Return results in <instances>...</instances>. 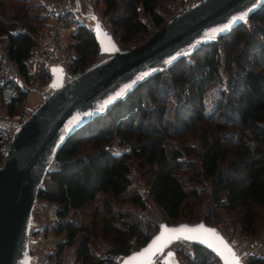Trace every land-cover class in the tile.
<instances>
[{"label":"trees","instance_id":"trees-1","mask_svg":"<svg viewBox=\"0 0 264 264\" xmlns=\"http://www.w3.org/2000/svg\"><path fill=\"white\" fill-rule=\"evenodd\" d=\"M18 1V7L13 6L9 14L3 9L5 0H0V36H7L10 55L19 61L22 67L21 59L38 42V33L43 31L42 26L46 25L47 19L41 11L40 2L31 5L38 9L33 11L29 9L30 3H26V0ZM100 1L104 4V10L110 13L113 31L119 36L122 44L131 42L139 34L145 38L149 31L147 22L156 25L161 22V15L155 7L165 2V0ZM140 13L148 15L149 20L142 19ZM247 20L251 21L252 28L242 37L244 47L235 50L238 36L233 41L227 40L226 37L233 30L239 28L241 30L246 22L218 36L214 41L201 45L191 54L178 59L172 66L138 84L109 109L72 133L59 148L56 157L62 161V165L46 175L45 183L40 187L37 197L58 203L60 219L53 225V229L57 233L64 232L69 241L76 239L77 258L90 264L116 262L109 256L94 260L86 225H79L66 217L71 209L83 208L98 193L106 195L102 202L108 216L102 218L103 229L115 231L124 237L116 242L114 247L117 257L130 250L129 244H125V239L134 233L135 223L122 220L121 226L112 224L113 210L109 203L111 199L123 194L131 184L130 157L133 156L140 157L136 166L147 164L150 167L151 177L148 181L147 195L155 199L168 220L177 221L180 217H185L183 218L185 220L194 218L197 189L193 185H188L186 180L203 178L209 179L216 186L211 191L213 198L219 201L223 197L224 200L219 202L225 208L239 207L245 213V227L252 228L255 212L251 204L264 205V65L257 63L255 65L260 67H243L241 62L247 60L253 62L252 59H247L249 54H264V3ZM73 21L74 18L70 14L64 19L66 24ZM72 36L75 37L76 68L82 70L102 57L88 26L77 25ZM188 58L195 61L188 62ZM234 66L242 69L243 88L237 92L234 99L232 97L227 99L223 106L229 110L228 114L234 112L235 118L227 121L221 112L217 113L219 103L212 112H203V97L208 86L219 77L222 70ZM164 71L175 75L178 93L185 92V101L196 106L194 115L187 122L188 125L194 124L196 120H203L205 123L199 133L201 143L199 150L194 151L190 144H179L180 140L177 138L165 137L167 132L162 131L160 127L149 124L143 128L140 120L134 124L135 110L141 111V120L148 114L142 105L144 98L142 88H147L153 102L160 99V91L157 92L155 82ZM235 85L234 81L229 84L231 93L235 91ZM22 97L23 93L19 92L18 102ZM14 110L16 106L10 105L9 111ZM166 113L167 110L162 105L158 110L159 120ZM113 118L115 119L113 129L103 126L108 122L106 119L113 122ZM121 127L128 133L135 132V135L125 136L124 141L131 144L130 149L117 153L111 149L110 142ZM165 127L167 128L166 124ZM83 134L87 138L90 137L95 145L93 151L88 154L81 152ZM132 137L135 138L132 140ZM183 152L198 157L196 170L187 178L180 170H184L186 164L193 166L195 163L186 160L182 156ZM130 200L134 209L142 201V197L136 192ZM202 219L210 223L205 218ZM148 224L151 234L157 229L158 222L150 220ZM148 237L139 240L138 245ZM191 245L194 250L191 260L197 264H220L219 259L204 246L196 243ZM61 247L59 243V251ZM173 249L175 253L180 252L178 247ZM242 260L245 264H264V256L250 252L243 256Z\"/></svg>","mask_w":264,"mask_h":264},{"label":"water","instance_id":"water-1","mask_svg":"<svg viewBox=\"0 0 264 264\" xmlns=\"http://www.w3.org/2000/svg\"><path fill=\"white\" fill-rule=\"evenodd\" d=\"M263 3L264 0H197L132 47H121L113 35L106 33L97 17L91 15L93 22L90 30L103 56L68 79L64 77L61 64L49 66V92L32 109L29 117L17 126L4 163L0 167V264H31L35 259L30 251L28 234L37 193L44 177L48 175L47 161L56 156L72 133L109 109L150 76L172 66L178 59L191 54L201 45L214 41L218 36L245 23ZM243 12L248 13L245 20L237 21L229 29L218 33L214 39L205 38L211 29L221 27L233 16H239ZM97 23L103 33L111 38L117 50H103L102 41H105V37L97 31ZM53 69H62V72H54ZM145 72L148 75L137 80ZM58 76L61 77L60 86L52 87ZM125 85L130 87L123 96L105 104V101L116 96ZM102 105L104 107L101 110ZM77 116L80 117L79 121L68 127L69 122ZM201 223L207 228L215 229L213 224L204 219L169 222L163 220L143 243L122 254L114 264H124L126 258L145 248L160 234L161 225L173 228ZM217 232L229 242L220 231ZM186 241L204 246L219 259L220 264H224L222 257L206 243ZM229 244L233 247L230 242ZM167 248L159 254L160 259L162 255L166 258L168 252L174 253L173 248V251ZM233 250L240 257L234 247ZM240 264H245L242 259Z\"/></svg>","mask_w":264,"mask_h":264},{"label":"rangeland","instance_id":"rangeland-1","mask_svg":"<svg viewBox=\"0 0 264 264\" xmlns=\"http://www.w3.org/2000/svg\"><path fill=\"white\" fill-rule=\"evenodd\" d=\"M174 0H165L161 6H159L160 10L164 13L169 11L173 5ZM40 0H26V3H30L29 9L36 11L37 8H33L31 5H37ZM19 3L18 0H5L3 9L5 13H11L13 10V6H17ZM18 7V6H17ZM143 19L149 20L148 15L143 13L139 14ZM63 24H66L65 22ZM72 29L71 31H75L77 26H74L71 23ZM264 26V25H263ZM251 21L246 20L245 26L237 30H233L226 37L227 40H235L238 36V41L235 43V50H238L244 46H242V37L246 34L247 31L251 30ZM48 29H50V25L47 22L46 25L42 26V32L38 33L37 40L41 38L44 34L47 33ZM152 31V28H150ZM139 34L138 37L134 38L131 42L124 43H135L138 44L142 42L145 38ZM146 37V36H145ZM264 37V35H263ZM259 39V36H257ZM122 45V43H121ZM233 50V51H235ZM102 55V54H101ZM103 56V55H102ZM100 57V56H99ZM247 59H252L253 62L242 61L243 67H260L255 64L260 63L264 65V54L256 53L249 54ZM188 62H194L193 58H188ZM235 72V73H234ZM242 69L240 67L234 66L231 69L222 70L219 77L214 80V82L208 86L205 91L204 99H203V112L209 113L212 112L215 107L218 105L216 112H221L227 121H231L235 118V113L230 112L226 106H223V103L230 97L233 99L237 96V92L243 88L242 85ZM240 73V74H239ZM235 74V77L233 75ZM175 75L168 71L162 72L160 77L155 82V87L157 92L160 91V99L157 101H152L151 96L147 93V88H142V92L144 94V98L142 100V105L146 108V112L148 114L144 116V119L141 120L142 115L141 111L135 110L134 115V124L138 122V120L142 121V126H151L160 127L162 131H166L167 134L165 137L170 139L177 138L180 140L179 144H187L192 145L194 151L201 149L200 137L199 133L204 128V121L196 120L194 124L188 125L187 122L192 118L195 113V107L191 102H186L185 100V92L178 93V83L174 79ZM234 81L235 91L231 93V89L229 84ZM154 84V83H152ZM166 85L167 88L164 86ZM174 86V87H173ZM160 89V90H159ZM41 101V97L38 93L29 91L28 96L24 98V102H26L32 109ZM233 101V100H232ZM23 102H18L16 108L20 107ZM163 105L166 108L167 113L164 114L159 120L158 110ZM124 119V118H123ZM122 119V120H123ZM224 119V118H223ZM113 122L108 119L105 121L106 124H103L104 127L108 129H113ZM167 125V128L165 127ZM234 127V124H233ZM181 129V131H180ZM178 132V133H176ZM176 133V134H175ZM121 134V135H119ZM178 134V135H177ZM127 135H135L134 133H128L124 127H121L118 133H115L112 141L110 142V147L114 152H121L124 149H130V143L124 141L125 136ZM176 135V136H175ZM83 141L81 146V152L88 154L93 151L95 145L92 143L90 137H86L83 134ZM132 137L131 139L133 140ZM186 160L193 161L195 163L193 166L185 165L184 170L182 171L185 178H187L193 171L196 170V162L198 161V157L192 153H184L182 154ZM140 159V157L133 156L130 157V175L132 177V182L129 185L128 189L118 197H115L110 200V207L112 211V224H116L118 226L122 225V220L135 222V217L133 213V203L130 200L136 192L140 195H147L148 189V181L151 177V169L147 164H143L142 166H136V163ZM46 177V176H45ZM44 177V179H45ZM43 179L42 185L45 183ZM196 179V180H195ZM188 185H193L196 187V195H195V214L193 219H202L205 218L208 222L213 225H217L223 232V235L227 238L229 242H233L237 247L241 250L246 249V246L250 242H260V247H262V253H264V205L259 203H252L251 208L254 209V222L252 228L245 227V213L239 207H235L232 209L225 208L220 204L219 201H223L224 198L221 197L219 201H216L211 191L213 188H216L213 185V182L209 179H200L194 178V180H186ZM104 193H98L97 196L93 200L87 203L83 208L77 210H70L67 214V218H71L77 224L86 225L89 232V245L90 250L93 254L94 260L101 259V254L106 253V256L111 257L112 260L116 261L119 259L117 257V252L114 251V247L116 246V242L120 241V239H124L122 235L116 233L115 231H107L102 227V218L108 214L104 210V203L102 202L105 198ZM44 201L42 198L37 197L35 205L33 207V219H41V215L44 208ZM149 221L153 222H161L163 220L170 221L166 218L162 210L149 207L147 211ZM185 217H180L179 219H183ZM192 219V220H193ZM136 225V224H135ZM134 225V226H135ZM48 229V232L52 234V241L55 246L52 248L53 253H59V243H61L62 247L60 252L62 257H64L67 264H90L85 260H81L76 257V248L77 241L76 239H72L71 241L66 239V234L64 232L57 233L53 229V225H51ZM136 227V226H135ZM150 227V225H149ZM140 229L135 228L134 233H140ZM244 241H247L244 243ZM129 244L130 250L138 246L139 240L131 239V236L125 239V244ZM173 248L180 249V255L184 257L186 254L187 258L191 259L194 256V250L190 242L186 240H177L170 245V248L167 250L173 251ZM43 253V252H42ZM248 252L246 250L243 251L241 256H245ZM253 253V252H252ZM178 254V252H177ZM45 255V254H44ZM105 256V257H106ZM104 257V258H105ZM166 258L162 255V264H164ZM174 260L175 264H179V259L174 251ZM188 261V259H187ZM193 264H197L196 261L192 260ZM157 264V263H156Z\"/></svg>","mask_w":264,"mask_h":264},{"label":"built area","instance_id":"built-area-1","mask_svg":"<svg viewBox=\"0 0 264 264\" xmlns=\"http://www.w3.org/2000/svg\"><path fill=\"white\" fill-rule=\"evenodd\" d=\"M197 0H174L173 5L166 13L162 12L159 6L155 10L161 15V22L154 24L147 22L148 33L157 29L161 24L169 21L177 13L190 7ZM41 11L50 25L47 33L41 36L38 42L33 45L28 54L21 59L23 66L15 60L9 52L7 36H0V167L5 160V154L9 149L11 137L16 133V128L24 122L30 115L32 108L24 102L29 91L40 95L41 100L49 92L48 81L51 77L49 66L51 64H61L66 79L81 71L74 66L76 50L74 46L75 37L72 36L71 24H63L64 19L70 14L74 18V26L83 25L91 28L92 17L95 15L105 29L106 33L113 35L121 47H132L135 43L122 44L120 38L113 31L110 13L104 10V4L100 0H40ZM19 92L23 93V102L20 107L14 111H9L10 105L17 106V96ZM19 101V102H20ZM62 161L56 156L47 161L48 173L60 168ZM142 201L134 209L135 228L140 230L131 235V239L142 240L149 236L151 229L149 227V217L147 211L149 207L161 209L159 204L150 195H141ZM58 203L55 201H44V208L41 219L32 221L31 230L28 234L29 247L35 259L31 264H67L61 252L53 253L55 244L52 241V234L48 229L52 227L59 219ZM162 210V209H161ZM163 212V211H162ZM217 231L222 230L214 225ZM247 241H244L246 243ZM240 255L244 250L250 253L264 256L260 242H250L246 249H240L233 242H230ZM137 247V246H136ZM43 252V253H42ZM45 254V255H44ZM179 264H193L192 260L187 258L186 254L180 258L178 251L176 253ZM106 253L101 254L104 258ZM161 255L155 257L157 264H162ZM188 259V261H187Z\"/></svg>","mask_w":264,"mask_h":264},{"label":"snow or ice","instance_id":"snow-or-ice-1","mask_svg":"<svg viewBox=\"0 0 264 264\" xmlns=\"http://www.w3.org/2000/svg\"><path fill=\"white\" fill-rule=\"evenodd\" d=\"M247 15V12H243L239 16H233L228 23L222 25L221 27L211 29L210 32L206 34L205 38L214 39L218 33L229 29L237 21L245 20ZM93 19H95V17H93ZM96 29L105 37V41H102L104 44L103 50L106 52L117 50L111 38L108 37L106 33H103L99 23H97ZM53 71L62 72V69H53ZM146 75H148L147 72L143 73L141 76L137 77V80L142 79L143 76ZM60 80L61 77L58 76L57 81L53 83L52 87H59ZM129 87L130 85H125L124 88L116 93V96L110 98L108 101H105V104L110 103L117 97L123 96L126 89ZM103 107L104 106L102 105L101 110ZM79 119V116L74 117L73 120L69 122L68 127L75 125ZM160 227V234L154 237V239H152V241L145 248L133 253L131 256L126 258L124 264H156L154 258L160 253H163L170 244L177 240H194L201 243H206L208 247L212 248L217 252L218 255L222 257L224 264H240V257L233 250V247L214 228H207L203 223L195 226L180 225L178 227L169 228L166 225H161ZM164 264H175L174 253H167Z\"/></svg>","mask_w":264,"mask_h":264}]
</instances>
